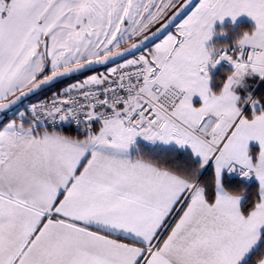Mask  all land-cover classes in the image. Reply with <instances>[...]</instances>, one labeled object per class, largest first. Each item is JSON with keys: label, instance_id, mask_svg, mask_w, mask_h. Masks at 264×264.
<instances>
[{"label": "snow or ice", "instance_id": "obj_1", "mask_svg": "<svg viewBox=\"0 0 264 264\" xmlns=\"http://www.w3.org/2000/svg\"><path fill=\"white\" fill-rule=\"evenodd\" d=\"M250 79L264 0H0V264H264Z\"/></svg>", "mask_w": 264, "mask_h": 264}, {"label": "trees", "instance_id": "obj_2", "mask_svg": "<svg viewBox=\"0 0 264 264\" xmlns=\"http://www.w3.org/2000/svg\"><path fill=\"white\" fill-rule=\"evenodd\" d=\"M254 26L253 24L247 22V21H241L237 23L235 26L231 24H225L222 27V30L227 33V38L220 40V45L229 44L231 45L232 41L236 38V36L239 34V32L242 29H248L250 27ZM229 68H219L216 70H212L211 74L215 78L217 76H222L224 71H230ZM262 92H264V81L257 85L256 91L254 95H259ZM229 186H236L237 188L242 186L244 184L243 180L234 178L229 176L227 181Z\"/></svg>", "mask_w": 264, "mask_h": 264}, {"label": "crops", "instance_id": "obj_3", "mask_svg": "<svg viewBox=\"0 0 264 264\" xmlns=\"http://www.w3.org/2000/svg\"><path fill=\"white\" fill-rule=\"evenodd\" d=\"M241 21H247V22L254 25V21L249 16H247V14H241L239 17L236 18L235 21H233L231 17H226L223 22L217 20L214 24V34H216V36H214V38H212L213 36L211 37L212 40H211L210 45H213V41L216 40L217 38H220V40L227 38V33L222 31V27L225 24H231V25L235 26L237 23H239ZM263 81L264 80L256 83L254 80L250 79L249 90H253V84H254L255 85L254 94H255L257 85L262 83ZM239 91H244V90L240 89ZM196 102H199V100H196ZM252 143L255 144V142H252Z\"/></svg>", "mask_w": 264, "mask_h": 264}, {"label": "built area", "instance_id": "obj_4", "mask_svg": "<svg viewBox=\"0 0 264 264\" xmlns=\"http://www.w3.org/2000/svg\"><path fill=\"white\" fill-rule=\"evenodd\" d=\"M229 68L231 69V64H229L228 62L226 61H221V63L219 65H216L214 68H212L213 70H216V69H219V68ZM231 177H234V178H238L240 180H242L240 177H238L236 174H232L230 175Z\"/></svg>", "mask_w": 264, "mask_h": 264}, {"label": "rangeland", "instance_id": "obj_5", "mask_svg": "<svg viewBox=\"0 0 264 264\" xmlns=\"http://www.w3.org/2000/svg\"><path fill=\"white\" fill-rule=\"evenodd\" d=\"M243 14H246V13H243ZM214 36H216V34H214L212 38H214ZM212 38L207 42V46H217V45H220V38H217L216 40H214L213 41V45H210ZM211 71H212V69H211ZM241 94L243 95L244 94V91H241ZM193 99H194V102H196V100H199V97L198 96H195ZM246 107H248V106H246Z\"/></svg>", "mask_w": 264, "mask_h": 264}, {"label": "clouds", "instance_id": "obj_6", "mask_svg": "<svg viewBox=\"0 0 264 264\" xmlns=\"http://www.w3.org/2000/svg\"><path fill=\"white\" fill-rule=\"evenodd\" d=\"M233 75H236V73H233Z\"/></svg>", "mask_w": 264, "mask_h": 264}]
</instances>
